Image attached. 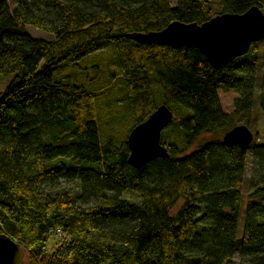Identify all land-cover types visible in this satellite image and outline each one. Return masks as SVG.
I'll return each instance as SVG.
<instances>
[{"label":"trees","instance_id":"16d2710c","mask_svg":"<svg viewBox=\"0 0 264 264\" xmlns=\"http://www.w3.org/2000/svg\"><path fill=\"white\" fill-rule=\"evenodd\" d=\"M251 6L264 0H0V232L26 264H264V144L202 138L255 104L264 119V39L213 66L194 45L137 37ZM220 89L237 93L233 112ZM110 90L127 113L103 129L95 97ZM162 103L169 156L134 168L126 137ZM64 177L76 192L44 187ZM57 229L69 239L49 252Z\"/></svg>","mask_w":264,"mask_h":264},{"label":"water","instance_id":"95a60500","mask_svg":"<svg viewBox=\"0 0 264 264\" xmlns=\"http://www.w3.org/2000/svg\"><path fill=\"white\" fill-rule=\"evenodd\" d=\"M141 41H166L175 46L194 45L213 66H220L248 52L254 42L264 39V11L251 6L241 14H218L202 24L172 21L159 31L137 34ZM173 112L159 104L126 137L129 150L127 163L134 168L145 166L158 157H168L160 136L171 122ZM253 133L245 124H237L221 137L224 145L247 149ZM0 264H26L25 252L19 242L0 232Z\"/></svg>","mask_w":264,"mask_h":264},{"label":"rangeland","instance_id":"374dc122","mask_svg":"<svg viewBox=\"0 0 264 264\" xmlns=\"http://www.w3.org/2000/svg\"><path fill=\"white\" fill-rule=\"evenodd\" d=\"M171 5L176 3V0H169ZM264 10V8H263ZM25 29L29 32L33 37H44L47 39H51V35L48 33L32 26L26 25ZM99 51L95 52L98 54ZM101 54V53H99ZM11 79V76L0 77V91L4 89L8 81ZM221 108L225 113H231L234 111V101L237 98V93L231 89L223 90L220 89L217 91ZM120 93L117 91H106L101 93L95 97V113L97 116V120L99 122V126L103 129H108L113 127L121 126L125 121V113L126 110L124 108V101L120 98ZM235 125L237 124H245L248 121L249 125H247L253 133V137L255 138L256 143L264 144V119L260 109L255 104L250 114L245 115L244 118L239 115L236 116ZM167 127L162 130V133H166ZM126 133V132H125ZM219 137L221 139L222 134H205L202 138L213 139ZM44 187L47 190L53 191H70L72 193L78 190L77 179L75 177H64L59 178L53 183L45 184ZM244 192H246V187H243ZM182 204V201H179L172 209V212H175L178 207ZM242 221V220H241ZM241 221L239 228L241 229ZM64 239H69L66 233H59L57 230L51 231L48 235L47 239V249L48 251H52L56 248V246L62 242ZM17 241V240H15ZM18 242V241H17ZM23 249V248H22ZM25 252V260L27 261L26 251ZM239 256H235L232 261L227 262L226 264H238Z\"/></svg>","mask_w":264,"mask_h":264},{"label":"built area","instance_id":"2783aa9c","mask_svg":"<svg viewBox=\"0 0 264 264\" xmlns=\"http://www.w3.org/2000/svg\"><path fill=\"white\" fill-rule=\"evenodd\" d=\"M57 231H58L59 233H63L60 229H57Z\"/></svg>","mask_w":264,"mask_h":264}]
</instances>
